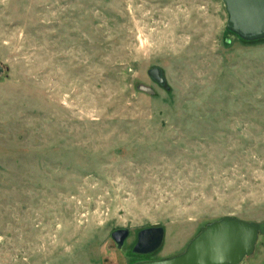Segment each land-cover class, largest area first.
Here are the masks:
<instances>
[{"label": "rangeland", "instance_id": "rangeland-1", "mask_svg": "<svg viewBox=\"0 0 264 264\" xmlns=\"http://www.w3.org/2000/svg\"><path fill=\"white\" fill-rule=\"evenodd\" d=\"M228 20L223 0H0V264L163 260L264 221V41ZM149 227L162 247L134 253Z\"/></svg>", "mask_w": 264, "mask_h": 264}, {"label": "water", "instance_id": "water-1", "mask_svg": "<svg viewBox=\"0 0 264 264\" xmlns=\"http://www.w3.org/2000/svg\"><path fill=\"white\" fill-rule=\"evenodd\" d=\"M229 20L227 29L245 41L264 39V0H223ZM148 76L160 87L167 89V81L160 67L148 70ZM139 91L153 95L146 86ZM188 244L184 252L163 260L136 262V264H241L251 256L260 236H264L262 223L244 221L236 217H224L207 224ZM130 233L120 229L112 233L118 248L124 244ZM165 237L164 228L149 227L138 232L133 252L150 255L158 251Z\"/></svg>", "mask_w": 264, "mask_h": 264}, {"label": "trees", "instance_id": "trees-1", "mask_svg": "<svg viewBox=\"0 0 264 264\" xmlns=\"http://www.w3.org/2000/svg\"><path fill=\"white\" fill-rule=\"evenodd\" d=\"M227 31H229L228 29H227ZM231 32V31H230ZM232 34H234L233 32H231ZM245 43H249V44H253V43H256V42H262V41H264V39L263 40H256L255 42H249V41H245V40H243Z\"/></svg>", "mask_w": 264, "mask_h": 264}, {"label": "flooded vegetation", "instance_id": "flooded-vegetation-1", "mask_svg": "<svg viewBox=\"0 0 264 264\" xmlns=\"http://www.w3.org/2000/svg\"><path fill=\"white\" fill-rule=\"evenodd\" d=\"M138 236V235H137ZM137 242V241H136ZM134 247V246H133ZM139 262H141V261H139Z\"/></svg>", "mask_w": 264, "mask_h": 264}]
</instances>
